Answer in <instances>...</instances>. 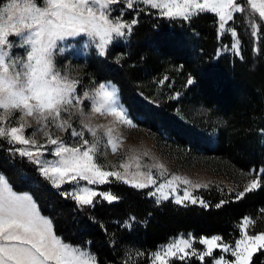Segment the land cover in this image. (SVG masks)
<instances>
[{
    "label": "trees",
    "instance_id": "obj_1",
    "mask_svg": "<svg viewBox=\"0 0 264 264\" xmlns=\"http://www.w3.org/2000/svg\"><path fill=\"white\" fill-rule=\"evenodd\" d=\"M240 3L245 11L234 13L226 24L237 32L239 53L220 55L218 48L230 45L232 37L228 32L219 35L213 13L184 20L165 17L151 7L127 9L124 19L138 23L126 42H112L105 56L91 52L86 59H73L81 84H114L133 123L151 134L159 147L186 159L202 158L229 174L264 169V32L259 39L251 35L252 22H264L245 0ZM189 78L192 84H187ZM10 148L0 140V175L13 191L31 195L66 243L95 253L100 264H125L126 252L133 256L128 264H146L148 253L179 234L219 235L232 243L240 236L237 225L243 217L257 220L255 230L264 229V185L239 200L200 189L209 205L204 208L170 199L157 203L148 188L113 180L98 188L119 200L109 203L97 197L92 206L81 208L61 196L63 190L54 188L36 164ZM221 200L227 203L217 208ZM136 251L144 253L140 263ZM253 259L261 264L264 254ZM172 264L185 263L174 259Z\"/></svg>",
    "mask_w": 264,
    "mask_h": 264
},
{
    "label": "snow or ice",
    "instance_id": "obj_2",
    "mask_svg": "<svg viewBox=\"0 0 264 264\" xmlns=\"http://www.w3.org/2000/svg\"><path fill=\"white\" fill-rule=\"evenodd\" d=\"M138 3L159 9L168 18L190 20L201 13H213L218 17L222 30L234 19V13L245 11L240 0H0V140L22 146L9 151L36 164L41 175L56 189L66 183L79 185L80 181H86L88 185L110 183V177L138 189L157 183L151 172L131 173L133 178L129 180L128 164L120 165L124 169L121 173L105 170L97 162L100 143L97 127L104 126L93 127L82 121L83 127L77 130L71 122L76 112L83 115L81 105L86 100L93 101L94 113L110 115L116 123L135 125L127 111L118 105L115 89L109 90L106 84H99L93 89L95 95H90L89 91L80 95L77 89L80 81L70 78L66 72L62 74L55 61L56 54L63 51L59 42L75 37H87L95 45L98 55L105 56L114 38L125 37L138 23L135 18L125 20L123 17L125 8L136 10ZM245 3L252 14L264 22V0H245ZM251 27V35L259 39V33L264 32V24L252 22ZM232 36H237L235 29H232ZM232 47L238 54V40ZM192 83L189 78L187 84ZM97 97L100 98L98 103ZM33 125V134L26 135L27 129ZM53 129L70 131L77 142L69 145L61 136L54 135ZM85 131L94 138L92 141L85 138ZM112 131L111 127L106 129L107 143L115 152L118 144L111 137ZM37 133L45 138L44 143L36 138ZM47 145L53 146V154L59 158L55 162L41 159L44 151L48 150ZM261 176H264V169L236 193V199H242L246 193L262 187L264 181ZM178 182L191 184L188 179L173 175L150 195L159 193L161 199L168 200L166 189L175 192ZM60 195L73 200L81 208L92 206L97 197L109 203L119 200L113 193H98L90 187L61 191ZM175 203L185 207L189 203L209 207L206 201L193 197L187 189L182 197H175ZM225 203L227 201L221 200L216 207ZM257 223L255 218L243 217L237 225L240 237L231 244L223 242L219 235L200 237L198 243L206 246L202 252L193 247L191 234L189 238L174 239L150 254V264H172L174 258L183 261L190 256H198L201 261L205 257H213L214 264H254V256L264 254V229L255 230ZM215 248L230 253L234 260H226L223 256L215 258ZM135 254L144 255L139 251ZM125 256V264H128L132 259L131 253L126 252ZM0 264L100 262L95 253L66 243L55 231L53 220L41 215L33 198L27 194L17 195L8 180L0 175Z\"/></svg>",
    "mask_w": 264,
    "mask_h": 264
},
{
    "label": "rangeland",
    "instance_id": "obj_3",
    "mask_svg": "<svg viewBox=\"0 0 264 264\" xmlns=\"http://www.w3.org/2000/svg\"><path fill=\"white\" fill-rule=\"evenodd\" d=\"M150 7L148 5H144L138 3L136 6V10L138 11L141 8ZM127 8L124 9V12ZM158 13H160L159 9H156ZM123 12V13H124ZM116 13H113L115 15ZM161 14V13H160ZM218 19V17H217ZM219 19H218V33L221 35L224 32H228L232 37V43L230 45H222L218 48L216 54L220 55L222 53H236L232 47L233 43H235L238 38L232 36V29L225 25V28L222 30L219 27ZM128 35L125 37H116L114 38L113 42L121 41L126 42L128 39ZM239 42V41H238ZM60 47L63 49L62 52H58L55 56V61L57 67L61 69L62 74L65 72L70 76V78L78 79L80 84L77 86L78 94L82 95L84 91H89L90 95H95L93 89L98 87L99 84H106L109 90L115 89L118 105L125 107L121 104L118 89L117 87L109 81H102L98 82L92 86L87 84H81V77L79 73V65L76 62H73V59H86L91 52L97 53L95 49V45L88 41L87 37H75V38H68L65 41L59 42ZM16 51H22L21 49H17ZM99 97L96 98V102H99ZM93 101L86 100L83 105H81L83 109V115L79 112H76L75 115L71 117V122L73 127L77 130H80L83 127L81 123H90L91 126H104V127H97V139H99V152L97 153V162L102 164L105 170L108 171H120L124 173V169L120 167L121 164H128V179L131 180L133 177L130 175L131 173L135 172H143L148 173L151 172L153 178L157 181L155 185H149L148 193L155 192L156 188L159 186L160 183L165 182L168 179H171L173 175L179 176L181 178H186L191 181V184L185 185L183 183H177L176 191L169 192V199L175 202V197L177 195L183 196L184 190L187 189L189 192L192 193L193 197H197L199 199L204 200L201 196L199 190L200 189H214L221 195L225 196L226 198L229 197H236V193L242 191L244 187L249 183L251 179L259 172L254 171V169L246 172V173H233L229 174L222 168H215L211 166L209 163L206 162L204 159H186L184 156L178 155L171 151L166 147H159L156 144L155 139L151 134H149L144 128L137 126L135 123V127L131 125H125L121 123L114 122V118L110 115H100L98 113H94L92 111ZM126 110V109H125ZM111 127L113 129L111 133V137L117 142L118 147L115 152L112 151L111 146L108 145L107 141L109 137L106 135V129ZM35 130V125L33 128H29L26 131V135L31 136ZM54 135H59L65 142L69 145L76 143V139L72 138L69 132H59L53 129ZM37 139L41 143L45 142V138L37 133ZM85 138L92 141L94 138L91 136L90 133L85 131ZM7 142V141H5ZM8 143V142H7ZM10 145V144H9ZM13 147H22L20 145H10ZM48 150L44 151V155L41 157L42 160H47L51 162H55L59 158L53 154V146L47 145ZM139 165V168H137ZM155 165H163V168L155 167ZM163 173V175H161ZM110 181H117L122 182L120 180H116L114 177L109 178ZM136 179H142L141 177H136ZM102 184H94L88 185L86 181H80L79 185L66 183L62 185L61 189L63 191L72 192L78 187H90L93 188L96 192H107L100 190L98 187ZM130 185V184H129ZM193 185H201V187H193ZM15 192V191H14ZM17 195H30L28 192H16ZM31 196V195H30ZM154 199L163 200L160 198V194L156 193L155 196L151 195ZM205 201V200H204ZM42 215V214H41ZM189 238V234H179L173 238H171L167 243L158 246V249L161 246L166 245L173 241L174 239L180 238ZM207 237V236H201ZM211 237V236H209ZM240 237V236H239ZM238 237V238H239ZM192 238L193 247L196 249L197 252H202L206 250V246L200 245L198 243V238ZM224 242V241H223ZM226 243V242H225ZM231 244V243H228ZM75 246V245H74ZM79 247V246H78ZM88 250V249H86ZM154 250V251H156ZM89 251V250H88ZM152 251V252H154ZM217 251L215 258L219 259L223 256L226 260L232 261L234 260L231 257L230 253L223 252L220 248H215L213 250ZM90 252V251H89ZM148 253L147 263L150 264V254ZM132 256V254H131ZM137 259L139 257V263L142 261V257L144 256H136ZM133 257V256H132ZM211 258L210 262H205L206 259ZM135 259V261H136ZM175 259V258H174ZM173 259V260H174ZM179 260V259H177ZM185 264H189L191 262L197 261L200 264H214L213 257H205L204 261L199 260L198 256H190L185 260L181 261ZM138 262V261H136Z\"/></svg>",
    "mask_w": 264,
    "mask_h": 264
}]
</instances>
